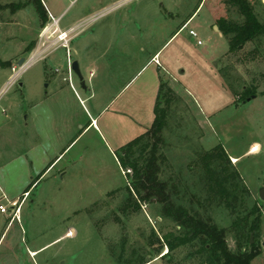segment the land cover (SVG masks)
Masks as SVG:
<instances>
[{
    "label": "rangeland",
    "instance_id": "1",
    "mask_svg": "<svg viewBox=\"0 0 264 264\" xmlns=\"http://www.w3.org/2000/svg\"><path fill=\"white\" fill-rule=\"evenodd\" d=\"M51 1L64 11L58 19L62 24L84 11L86 3L96 6L89 18L122 0H103L101 5L96 0ZM247 1L264 23V0ZM191 14L187 25L173 34ZM46 15L43 24L26 0H0V204L6 208L0 212V264H117L110 247L119 252L125 239L127 256L131 248L145 245L151 230L161 237L174 225L159 216L158 204H130L126 184L131 173L122 172L117 149H107L95 130L81 131L86 111L93 108L80 102L86 96L78 77L73 73L76 94L68 82H61L58 92L55 81L48 86L50 76L58 79L59 68L66 66L67 47L56 40V27ZM219 17L241 19L222 0H128L87 25L97 38L94 52L104 53L101 61L109 67L121 69L130 59L136 67L158 51L162 97L170 102L162 133L170 166L160 177L181 167L190 183L196 181L197 174L185 170L195 151L221 144L260 206L262 222L252 236L257 255L251 264H264V200L258 195L264 183V38L229 53ZM46 26L51 27L42 35ZM30 47L35 48L27 52ZM255 47L258 55L247 57ZM37 52L18 80L25 87L17 82L6 87L11 66ZM83 75L87 80L85 71ZM250 84L258 86L255 97L240 101L243 86ZM92 92L96 104L116 90L93 87ZM213 217L221 226L232 218L219 208ZM228 241L233 247V240ZM184 255V249L174 253V262H184ZM145 264L166 262L157 255Z\"/></svg>",
    "mask_w": 264,
    "mask_h": 264
},
{
    "label": "trees",
    "instance_id": "2",
    "mask_svg": "<svg viewBox=\"0 0 264 264\" xmlns=\"http://www.w3.org/2000/svg\"><path fill=\"white\" fill-rule=\"evenodd\" d=\"M26 1L34 6L44 24L47 15L41 0ZM222 3L227 11L233 9L241 17L240 20L217 19L220 32L228 40L229 53L237 54L250 42L264 38V23L247 0H222ZM248 55L251 59L258 55L257 48L247 52ZM257 87L255 84L243 86L239 100L247 101L256 95ZM162 90L161 83L152 124L145 132L119 147L117 159L124 173H131L126 184L130 204L137 207L138 202L158 204L159 216L171 221L174 229L161 237L151 230L145 245L131 248L127 256L124 239L119 252L110 247L111 256L117 264H145L157 255L166 264H251L257 248L250 241V236L254 237L259 230L262 214L221 144L195 151V158L185 170L197 174L196 181L190 183L181 167L168 178L160 177L165 167L170 166L163 152L162 135L170 102L168 97H162ZM161 103L164 106L160 107ZM218 208L226 210L232 217L228 226L219 225L213 217L214 210ZM229 238L234 242L233 247L229 246ZM163 249L165 253H162ZM180 249L185 250L184 262L175 263L174 253Z\"/></svg>",
    "mask_w": 264,
    "mask_h": 264
},
{
    "label": "crops",
    "instance_id": "3",
    "mask_svg": "<svg viewBox=\"0 0 264 264\" xmlns=\"http://www.w3.org/2000/svg\"><path fill=\"white\" fill-rule=\"evenodd\" d=\"M78 1L70 0V4ZM102 1L96 0V3L101 5ZM41 2L49 17L51 15L56 19H61L64 11L63 9H57L54 1L41 0ZM124 2L126 1L122 0L114 6L105 8L102 14L109 12ZM95 7L94 2L90 5L86 3L85 10L76 13L72 20L62 24L60 21L57 22V27L61 31L75 28L68 36L66 66L59 68L61 70L59 71L60 79H56L58 75H51L48 86L50 82L55 81L56 92H58L63 88L60 87L61 82H68L69 87L75 92L74 83H72L74 82V74L70 71L69 64L74 60L77 61L81 74L83 75V71H85L88 75L87 80H85L83 75L85 86H81V88L86 97L85 99H80V102L82 103L86 100L92 104L93 108V112L86 111L88 121L85 127L81 128V131L93 129L100 139L103 140L107 149H118L145 132L152 124L154 107L161 84L160 77L164 71L157 57L158 51L148 56L145 62L139 61L136 67L132 66L134 61L131 59L126 61L121 69L109 67V63L101 61L105 57V54L94 52L93 44L97 41V38L96 35H93L90 25H87L89 18H86L89 15L88 13ZM192 15L182 20L181 25L173 34L177 33L182 27H185ZM212 26L214 27V23ZM34 48L30 47L27 52H31ZM120 54L124 58H128L126 51L121 50ZM43 75H45L44 69ZM22 84L25 87V82H22ZM93 87L99 90L114 89L116 92L108 96L105 102L95 104L93 100L97 97V94L92 92ZM98 94L102 97L103 93L99 92ZM52 163L53 161L43 169L39 176ZM14 201L15 199L10 200V204L12 205Z\"/></svg>",
    "mask_w": 264,
    "mask_h": 264
},
{
    "label": "built area",
    "instance_id": "4",
    "mask_svg": "<svg viewBox=\"0 0 264 264\" xmlns=\"http://www.w3.org/2000/svg\"><path fill=\"white\" fill-rule=\"evenodd\" d=\"M125 1H127V0H125ZM103 12H104V11H101L100 13H97V14H95V15L89 17L88 20H92V19L97 18L98 16L102 15ZM50 18H51V20H52V25H55V27H56V28L54 29V31H53V32L56 34V40H57V41H62V44H61L62 47H67V45H68V39H69L68 36H69L70 32L74 31V28H75V27H73V28H69V29H67V30H63V31H61V30H59L58 27H57L58 19L52 17L51 15H50ZM185 26H186V25H185ZM50 27H51V26H50ZM50 27H49V26H46V27L43 29V32H42L41 34H42V35H46V34L48 33ZM188 33H189V35L191 36V39H192V40H195V39H196L197 34H196V32H195L194 30L190 29ZM49 37H50V36H49ZM49 37H46V38H49ZM196 43H197V44H200L201 41H200L199 39H197ZM37 56H39V53H38V52L35 53V54H33V55H31L30 58H29V60H26V61L24 60V62H23L21 65H18V66L13 65V66H11V71H12V73L10 74V77H9L7 83H6V87H8V86H10V85H13V84H15L16 82H18L21 73H22L23 71H25V70H26V69H27V68H28V67L34 62V60L37 58ZM33 58H34V59H33ZM32 59H33V60H32ZM30 61H31V62H30ZM123 172H124V171H123ZM5 211H6V208H5L2 204H0V212H5Z\"/></svg>",
    "mask_w": 264,
    "mask_h": 264
},
{
    "label": "water",
    "instance_id": "5",
    "mask_svg": "<svg viewBox=\"0 0 264 264\" xmlns=\"http://www.w3.org/2000/svg\"><path fill=\"white\" fill-rule=\"evenodd\" d=\"M23 62H24V58L22 57V58H20V59L17 61V64H18V65H21ZM69 66H70V70H71V71H72V72L78 77L81 86L84 87V86H85L84 77H83V75L81 74V72H80V70H79V67H78V63H77V61L74 60V61L70 62ZM17 85H18V87H19L20 89H22L23 84H22L21 81H18V82H17ZM254 97H255V95H253L252 97L248 98L247 101L250 100L251 98H254ZM162 106H163V105L161 104L160 107H162ZM258 195H259V198H260L261 200H264V183H263V187H261V188L259 189ZM13 206H14V205H11V206L7 209V213H10V211L13 209ZM250 241L252 242V235L250 236Z\"/></svg>",
    "mask_w": 264,
    "mask_h": 264
}]
</instances>
